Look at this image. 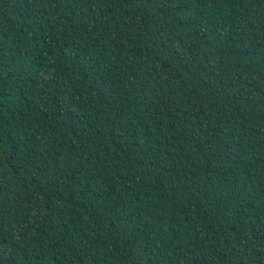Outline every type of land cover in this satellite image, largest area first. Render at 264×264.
<instances>
[{"label":"trees","instance_id":"1","mask_svg":"<svg viewBox=\"0 0 264 264\" xmlns=\"http://www.w3.org/2000/svg\"><path fill=\"white\" fill-rule=\"evenodd\" d=\"M0 264H264V0H0Z\"/></svg>","mask_w":264,"mask_h":264}]
</instances>
